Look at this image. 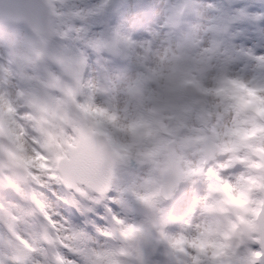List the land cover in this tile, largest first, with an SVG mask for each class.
I'll list each match as a JSON object with an SVG mask.
<instances>
[{
    "label": "clouds",
    "instance_id": "obj_1",
    "mask_svg": "<svg viewBox=\"0 0 264 264\" xmlns=\"http://www.w3.org/2000/svg\"><path fill=\"white\" fill-rule=\"evenodd\" d=\"M129 11L137 13L133 23L146 24V36L154 47L161 39H169L168 48L158 47L169 55L180 51L178 45L184 40L210 35L209 17L214 15L203 0H61L58 8L47 12L48 30L42 48H36L34 38L0 40V66L9 70L6 79L14 73L18 84L33 73L47 95L48 83L63 74L56 56L79 53L73 44L76 34L89 47L100 40L117 54L112 43L131 39ZM241 38L252 44L249 51L257 49L259 40V50L264 53V28L258 37L243 33ZM223 39L227 43L230 37ZM237 55L239 63L247 64L248 73H258L264 83V59L258 65L252 56ZM239 63L233 65L228 78H218L219 72L209 74L208 98L196 108L197 113L213 107L219 111L211 98L229 95L240 101L236 115L225 111L224 119L215 124L198 117L189 120L209 136L207 145L186 147L184 138L195 132L185 128L169 145L177 158L178 172L168 171L153 160L139 161L118 169L111 190L103 195L90 190L85 198L67 187L59 179L55 153L39 121L21 120L20 127L14 126L15 140L0 137V144L14 152V157L0 153V160L5 165L4 174L15 181V186L7 179L0 181V206L11 214L0 221V231L16 243L7 226L12 223L21 236L41 247V252L47 248L53 256L69 254L57 239L58 234L66 233L71 254L79 264H100L97 257L104 255L115 256V264H264V119L259 123L256 119V114L264 117V89L257 92L245 87L239 79L243 72L236 70ZM97 72V84L114 83L103 64ZM115 83H120L119 77ZM11 85L9 80L5 91ZM80 87L91 91L95 85L89 77ZM153 87L164 94L162 81ZM194 95L188 91L185 99ZM95 115L97 123L114 119L103 109H97ZM19 160L26 167L18 166ZM238 167L243 171L234 174ZM185 185L196 195L186 210L177 213L170 202ZM97 203L105 208L102 225L77 223L68 214L69 209L91 212ZM41 252L35 253L29 264H40ZM12 255V248L5 245L0 250V264H14ZM46 264L56 261L49 258ZM63 264L73 262L65 260Z\"/></svg>",
    "mask_w": 264,
    "mask_h": 264
},
{
    "label": "rangeland",
    "instance_id": "obj_2",
    "mask_svg": "<svg viewBox=\"0 0 264 264\" xmlns=\"http://www.w3.org/2000/svg\"><path fill=\"white\" fill-rule=\"evenodd\" d=\"M45 1L50 10L58 8L61 2V0ZM221 1L203 0L204 4L214 12V15L209 17L210 35L206 34L195 41L180 42L178 45L180 51L171 55L158 50V47L168 48L167 37L160 40L158 47H154L153 40L146 36V24L132 22L137 15L135 11L128 13L131 39L116 41L111 45L117 54L109 51L104 41L97 40L94 47H89L87 41L77 33L73 44L79 48V53L69 51L56 56L57 64L63 74L48 83L47 95L44 94V87L35 79L33 73H28L17 84L15 74L6 79L9 70L0 66V137L9 136L15 140L14 125L20 127L21 120L36 119L58 162L60 157L67 155V145L75 143L73 125H70L67 119L73 108L85 118L94 131L105 135L113 151L120 157L116 173L118 169L138 164L139 161L153 160L165 167V159L161 160L160 157L165 156L167 139L175 141L176 134L188 127H191L195 134L186 136L184 138L186 143L203 137L199 124H189L191 118L198 117L215 124L224 119L225 111L233 116L238 111L239 100L229 95H216L211 100L214 106H219V111L213 107L212 110L197 113V104L208 98L209 87L206 80L212 78L209 74L214 76L219 72L218 78H228V72L234 70L233 65L239 63L240 57L237 55L239 53L252 56L257 60L258 65L259 61L264 59V53L259 50V40H257V49L249 51L252 49V44H245L241 38L243 33L258 37L260 30L264 28V19L261 16L264 0H228L231 3L232 13L229 16L231 25L227 36L230 40L227 43H224V39L222 40L217 34L225 21L220 8ZM2 21L0 19V40L10 37L34 38L36 48L43 47V38L28 36L22 23L11 22L6 26ZM70 27L80 29L83 26L70 25ZM137 38H143V41ZM81 43L85 46L81 47ZM196 48L199 49L198 52L195 51ZM103 49L106 50V54ZM112 56L117 59L116 63L111 61ZM101 64L108 70L107 76L114 82L113 84L107 85L103 81L96 83L97 69ZM236 70L243 72L239 79L244 82L245 87H252L257 92L264 89L260 75L258 73L250 75L246 63H239V69ZM182 76L189 80V88L186 91H180L177 84V79ZM89 77L95 85L91 91L80 87ZM117 77L120 78L118 84L115 83ZM9 80L12 81V85L5 91V85ZM161 81L165 89L163 95L153 87ZM59 84H62L73 98L72 107L58 92ZM188 91L195 94L191 100L185 99V93ZM2 97L9 102L7 107L4 106L6 103L4 104ZM24 108L32 111L22 112L21 109ZM97 109H103L108 117L114 119H105L102 123H97L98 117L95 115ZM256 119L259 123L264 117L256 114ZM259 139L258 137V144ZM0 153L14 157V152L2 144H0ZM17 163L18 166L26 167L23 160ZM4 168V162L0 160V181L7 179L15 186V181L4 174ZM241 171L243 168L238 167L234 174H239ZM77 191L87 198L90 190L79 186ZM194 195L196 192L192 188L187 185L182 186L174 199L177 204L175 211L179 213L186 210ZM68 214L77 223L97 226L103 224L105 208L102 203H97L91 212L69 209ZM6 215L11 214L0 206V221H4ZM7 226L16 243L0 231V250L8 245L13 250V261L15 258H18L21 264L34 261V254L41 252V247L21 236L14 224L9 223ZM66 237V233H60L57 239L61 248L69 249V254L53 256L50 252L47 255L41 252L40 264H46L49 258L54 259L56 264H63L65 260L79 264L71 254L72 245ZM97 259L100 264H115L116 261V257L112 255L100 256Z\"/></svg>",
    "mask_w": 264,
    "mask_h": 264
},
{
    "label": "water",
    "instance_id": "obj_3",
    "mask_svg": "<svg viewBox=\"0 0 264 264\" xmlns=\"http://www.w3.org/2000/svg\"><path fill=\"white\" fill-rule=\"evenodd\" d=\"M49 8L43 0H0V13L4 16L25 21L33 31L45 35L48 30L47 12ZM66 95V93L64 92ZM67 96V95H66ZM72 123H77L76 147L68 146L69 158L60 160L64 183L75 188L77 183L87 186L96 193L107 192L114 179V169L119 157L113 153L106 138L93 132L83 118L72 112ZM196 144V143H195ZM210 147L214 148L213 145ZM168 171H176L175 157L170 153Z\"/></svg>",
    "mask_w": 264,
    "mask_h": 264
},
{
    "label": "bare ground",
    "instance_id": "obj_4",
    "mask_svg": "<svg viewBox=\"0 0 264 264\" xmlns=\"http://www.w3.org/2000/svg\"><path fill=\"white\" fill-rule=\"evenodd\" d=\"M2 100L4 101V104L6 103L4 106L7 107V106L9 105V102H6L5 99H4L3 97H2ZM14 126H15V127H18V126H16V125H14Z\"/></svg>",
    "mask_w": 264,
    "mask_h": 264
}]
</instances>
